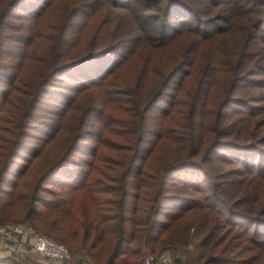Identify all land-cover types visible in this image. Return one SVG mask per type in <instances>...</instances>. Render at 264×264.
<instances>
[{
    "label": "trees",
    "instance_id": "obj_1",
    "mask_svg": "<svg viewBox=\"0 0 264 264\" xmlns=\"http://www.w3.org/2000/svg\"><path fill=\"white\" fill-rule=\"evenodd\" d=\"M19 220L80 262L264 264V0H0Z\"/></svg>",
    "mask_w": 264,
    "mask_h": 264
},
{
    "label": "built area",
    "instance_id": "obj_2",
    "mask_svg": "<svg viewBox=\"0 0 264 264\" xmlns=\"http://www.w3.org/2000/svg\"><path fill=\"white\" fill-rule=\"evenodd\" d=\"M30 253L35 254L43 264H96L93 262H80L79 258L71 252L64 243L37 232L35 228L28 224H6L0 225V256L12 257L16 261ZM170 255L164 253L160 256L162 263L168 264ZM155 260L153 255H149L145 264H152Z\"/></svg>",
    "mask_w": 264,
    "mask_h": 264
},
{
    "label": "rangeland",
    "instance_id": "obj_3",
    "mask_svg": "<svg viewBox=\"0 0 264 264\" xmlns=\"http://www.w3.org/2000/svg\"><path fill=\"white\" fill-rule=\"evenodd\" d=\"M49 102V99H48V97L46 96L44 99H43V101H42V103L40 104V107H45L46 105H47V103ZM39 109H41V108H39ZM78 159H79V154H76V155H74L73 157H72V161H78ZM40 163H42V162H40ZM43 167H42V165L41 164H39L38 165V168L36 169V171H38V173L41 171V169H42ZM70 168L71 169H74V170H79L80 168H78L77 166H75L74 164H70ZM50 187H54V186H52V185H50V184H48ZM43 197H46L47 198V194H43L42 195ZM22 205V204H21ZM18 206V207H16L15 209H8V208H6V211H7V213L9 214V215H13L16 211H19L18 212V214H20V213H23V211H25V207H24V205H22V206ZM13 225H16V224H22V222L19 220V221H16L15 223H12ZM6 225V224H5ZM62 243V242H61ZM192 244H194V242L192 241L191 242V245L190 246H188V249H190L191 251H193V246H192ZM144 246V250H145V244L143 245ZM147 249L145 250V252H146V255H147V251L149 250V248L148 247H146ZM168 253V255H170L171 256V258L168 260L169 262H168V264H184V263H186L189 259H191V257L190 256H188L187 254H185V253H182V252H177V255L178 254H180L179 256H180V258L179 259H181V262H177L176 263V261H175V259H174V257H173V255H176L175 254V252H174V254H173V252H167ZM83 253H80L79 254V256H81ZM164 254V253H163ZM162 254V255H163ZM149 255H152V254H148L147 255V257L149 256ZM160 256L161 255H159L158 256V258H157V261H153V262H155V263H152V264H165V263H162L161 262V260L159 259L160 258Z\"/></svg>",
    "mask_w": 264,
    "mask_h": 264
},
{
    "label": "crops",
    "instance_id": "obj_4",
    "mask_svg": "<svg viewBox=\"0 0 264 264\" xmlns=\"http://www.w3.org/2000/svg\"><path fill=\"white\" fill-rule=\"evenodd\" d=\"M168 254L167 252H165ZM6 257H1L0 259H5ZM80 258V257H78ZM18 264H43L40 259L33 253H30L29 255H25L23 258H21L19 261H16ZM54 264H62L60 262H55Z\"/></svg>",
    "mask_w": 264,
    "mask_h": 264
}]
</instances>
